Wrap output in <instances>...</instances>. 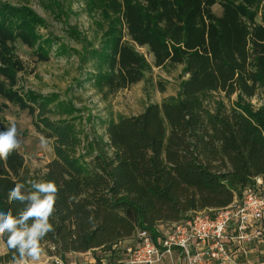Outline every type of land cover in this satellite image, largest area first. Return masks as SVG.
<instances>
[{
  "label": "trees",
  "instance_id": "trees-1",
  "mask_svg": "<svg viewBox=\"0 0 264 264\" xmlns=\"http://www.w3.org/2000/svg\"><path fill=\"white\" fill-rule=\"evenodd\" d=\"M103 32L82 62L92 64L91 86L102 96L141 83L152 67L171 73L181 67L177 100L152 104L137 116L105 122L101 135L86 143L74 120L53 121L51 97L16 89L26 67L21 42L49 60L51 37L39 36L45 21L27 7L0 3V98L28 111L36 131L52 144L45 171L32 172L17 149L0 160V211L24 207L9 201L15 183L53 181L59 191L54 231L40 247L57 254L110 250L140 229L180 223L194 214L230 206L264 178V107L247 100L264 91V0H85ZM219 6L221 15L214 12ZM138 49L153 57L151 65ZM220 92L237 101L210 112L203 100ZM0 131L8 125L1 114ZM31 223V221H29ZM0 235V264L17 249ZM49 255L51 252L49 250Z\"/></svg>",
  "mask_w": 264,
  "mask_h": 264
},
{
  "label": "rangeland",
  "instance_id": "rangeland-1",
  "mask_svg": "<svg viewBox=\"0 0 264 264\" xmlns=\"http://www.w3.org/2000/svg\"><path fill=\"white\" fill-rule=\"evenodd\" d=\"M0 3L31 9L45 21V28L40 29L39 36L54 40V44L47 47L50 58L46 62L40 61L34 50L21 42L16 43L17 53L26 67L25 72L18 75L16 89L25 98L29 93L52 96L50 107L54 112L51 119L56 122L74 120L76 133L82 142L103 134L104 121L117 122L122 117L137 116L152 104L179 98L180 85L184 80L181 67L171 73L152 67L141 83L111 96H102L92 88L87 78L92 64L82 62V56L89 45H100L103 32L94 25L98 18L88 11L85 0H0ZM214 12L221 15L222 9L216 6ZM138 51L153 65V57L146 49ZM203 100L205 107L214 112L220 104L229 106L236 103L237 97L228 99L220 92H208L203 95ZM247 103L254 111L264 107V91H259ZM4 104L8 108H3L1 116L8 127L13 123L17 127L18 150L25 158L26 167L32 172H44L54 157L52 144L47 142V147L41 148L42 136L36 131V119L28 111L0 98V107ZM41 249L39 260H29V263L42 264L45 261L49 246ZM5 251L2 245L0 254ZM103 252L93 253L100 255ZM69 259L79 260L77 257Z\"/></svg>",
  "mask_w": 264,
  "mask_h": 264
},
{
  "label": "built area",
  "instance_id": "built-area-1",
  "mask_svg": "<svg viewBox=\"0 0 264 264\" xmlns=\"http://www.w3.org/2000/svg\"><path fill=\"white\" fill-rule=\"evenodd\" d=\"M260 243H264V178L256 179L255 186L227 208L196 213L155 231L140 229L100 255L93 252L101 249L86 253L81 261L63 257L50 246L51 255L42 264H163L173 263L176 254L182 264H251V247Z\"/></svg>",
  "mask_w": 264,
  "mask_h": 264
},
{
  "label": "clouds",
  "instance_id": "clouds-1",
  "mask_svg": "<svg viewBox=\"0 0 264 264\" xmlns=\"http://www.w3.org/2000/svg\"><path fill=\"white\" fill-rule=\"evenodd\" d=\"M18 130L13 123L0 131V160L8 157L20 148ZM40 147L46 148L47 141L41 137ZM26 188L24 182H17L8 191L9 201H19L24 205L15 213L13 209L0 211V235L8 233L7 246L17 249L19 258L15 255L9 264H28L29 260H39L41 255L40 242L54 231L50 223L56 209L58 187L53 181L29 179ZM31 221V223H29Z\"/></svg>",
  "mask_w": 264,
  "mask_h": 264
},
{
  "label": "crops",
  "instance_id": "crops-1",
  "mask_svg": "<svg viewBox=\"0 0 264 264\" xmlns=\"http://www.w3.org/2000/svg\"><path fill=\"white\" fill-rule=\"evenodd\" d=\"M85 254H78L72 253L67 255L68 258L77 257L79 260H72V261H81L84 260ZM46 257H44L45 260ZM249 262L251 264H264V243L255 244L251 247L250 254H249ZM43 261V260H42ZM240 261L245 263L243 258H240ZM174 264H182L180 260L177 258V254L175 255V259L173 260ZM163 264H172L169 260H166Z\"/></svg>",
  "mask_w": 264,
  "mask_h": 264
}]
</instances>
